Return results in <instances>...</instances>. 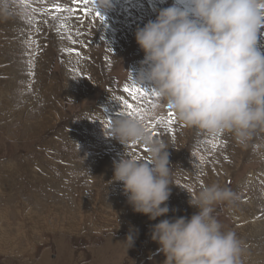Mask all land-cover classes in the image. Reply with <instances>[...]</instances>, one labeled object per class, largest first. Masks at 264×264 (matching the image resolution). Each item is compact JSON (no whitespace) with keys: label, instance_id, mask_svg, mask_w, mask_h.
<instances>
[{"label":"rangeland","instance_id":"obj_1","mask_svg":"<svg viewBox=\"0 0 264 264\" xmlns=\"http://www.w3.org/2000/svg\"><path fill=\"white\" fill-rule=\"evenodd\" d=\"M10 3L7 15L0 16V174L6 176L0 187L11 192L12 227L3 223L11 240L0 239V264H164L151 239L153 225L190 218L197 209L189 206L188 194L214 183L237 194L233 205L219 204L213 214L243 240V264H264V129L241 145L231 133L212 135L181 122L153 90L143 88L145 96L123 91L139 87L131 75L144 58L136 31L174 0H113L106 14L83 0ZM56 5L72 11H57ZM260 44L264 50V37ZM125 102L169 147V213L154 221L134 213L122 184L113 181V162L125 151L148 156L144 145H122L110 137L107 121L122 117ZM13 164L18 185L6 171ZM24 202L37 209L31 211L40 219L37 235L16 211ZM51 225L57 229L51 231Z\"/></svg>","mask_w":264,"mask_h":264},{"label":"clouds","instance_id":"obj_2","mask_svg":"<svg viewBox=\"0 0 264 264\" xmlns=\"http://www.w3.org/2000/svg\"><path fill=\"white\" fill-rule=\"evenodd\" d=\"M10 0H0V16ZM106 14L113 0H94ZM21 13L26 9L20 8ZM264 0H174L135 33L144 53L133 82L153 90L186 125L209 134L231 133L246 145L264 129ZM110 137L120 144H142L147 159L124 152L113 162V181L134 213L157 220L169 213L171 196L169 147L155 139L145 123L114 119ZM189 206V217L163 219L151 229L164 264H243L244 245L213 214L215 206H231L237 194L219 184L205 185ZM134 243L130 233L125 241Z\"/></svg>","mask_w":264,"mask_h":264},{"label":"bare ground","instance_id":"obj_3","mask_svg":"<svg viewBox=\"0 0 264 264\" xmlns=\"http://www.w3.org/2000/svg\"><path fill=\"white\" fill-rule=\"evenodd\" d=\"M88 50V49H87ZM88 68V67H87ZM87 75V74H86ZM91 78V77H90ZM87 79V78H86ZM91 80V79H90ZM85 84V83H84ZM87 84V83H86ZM89 85V84H88ZM87 86V85H86ZM5 104V103H4ZM7 109V108H6ZM9 109V108H8ZM8 109L6 110V111H8ZM10 110V109H9ZM5 112V111H4ZM6 115V114H5ZM259 130V129H258ZM73 143V142H72ZM69 151V150H68ZM75 156V155H74ZM56 166V165H55ZM47 173V172H46ZM6 177V176H5ZM48 177H50V176H48ZM42 178H44V176L43 177H41V179ZM5 179V178H4ZM3 182L4 183H6V180H3ZM16 182V181H15ZM14 182V180H12L11 179V184H14L15 183ZM45 182H48V181H45ZM34 184H35V182H33ZM40 183V182H39ZM15 184H17V183H15ZM25 184V183H24ZM43 184H44V182H43ZM52 184V183H51ZM54 184V183H53ZM62 184V183H61ZM18 185V184H17ZM37 185V184H36ZM35 185V186H36ZM46 185V184H45ZM45 185H44V187H45ZM49 185V184H48ZM28 187L30 186V185H27ZM6 190V189H5ZM4 189H0V197L2 196V198L4 197L5 199H7L6 201H2L3 199H1V201L2 202H4V209L2 210H0V221H2L1 220V217H3V214L5 213H7V211H8V205H10V203H7L9 200H10V195H11V192L9 191V190H6L5 191ZM33 190V189H32ZM69 190V189H68ZM13 194V193H12ZM40 194V193H39ZM24 197H25V195H24ZM53 197H50V198H48L47 200L48 201H50V199H52ZM14 199H16V196L14 197ZM13 199V200H14ZM63 200V199H62ZM11 201V200H10ZM47 201V202H48ZM67 202V201H66ZM252 201H250L248 204H250ZM55 203V202H54ZM38 205V204H37ZM67 205V204H66ZM12 207L11 208H15L16 206L15 205H11ZM24 209H19V208H16V211H19V210H21L22 212L21 213H23V217H24V219H25V221H26V223L32 228H35V233L34 234H36L37 235V230H38V228L40 229V219H39V216H37L36 215V213H31V211H32V207L30 208V210L28 209V207H27V205H26V203L24 202V207H23ZM45 209V208H44ZM4 211V212H3ZM52 213L51 214H53V211L52 210H50ZM20 212V211H19ZM32 212H37V209L35 208V211L33 210ZM45 212V211H44ZM43 212V213H44ZM47 212H45V214H46ZM48 213H50V212H48ZM47 213V214H48ZM244 215V214H243ZM242 215V216H243ZM10 216H12V214L10 215ZM15 217V216H14ZM13 216H12V219L13 220H16V218H14ZM50 217V216H49ZM67 217V216H66ZM240 218V217H239ZM23 219V218H22ZM256 219V218H255ZM255 219L254 218H252V220L251 221H255ZM43 220L45 221V218L43 217ZM50 220V219H49ZM257 220V219H256ZM257 221H259V219L257 220ZM244 222V221H243ZM3 223L5 224V228L6 229H11L10 227H12L11 226V223H8L7 221H6V219L2 222V224H1V227H0V233L2 234V242H8V240H11V236L8 234V232L6 231V230H4L3 231V228H2V226H3ZM18 224L20 223V222H17ZM17 223L15 224L16 226H17ZM23 223V222H22ZM35 223H37V224H35ZM240 223H242V222H240ZM14 224V223H13ZM255 225V224H254ZM242 226V225H241ZM50 227H52V228H50V230L52 229H57V227H53L52 225L50 226ZM243 227V226H242ZM259 227H261V226H259ZM238 228H239V226H238ZM252 228H254V227H252ZM255 228H256V226H255ZM20 229V228H19ZM241 229V228H240ZM260 229V228H259ZM42 230V229H41ZM51 230V231H52ZM59 230H60V226H59ZM236 230H238V229H236ZM244 230V229H243ZM261 230V229H260ZM13 231V230H12ZM57 231V230H56ZM38 232H41L40 230L38 231ZM19 233V232H18ZM21 233V232H20ZM238 233V232H237ZM241 233V232H240ZM251 233V232H250ZM263 233V232H262ZM40 234V233H39ZM244 234V233H243ZM249 234V233H248ZM248 234H246V235H248ZM18 235H20V234H18ZM36 235H33V237L34 236H36ZM40 236V235H39ZM42 236V235H41ZM40 236V238L42 239V237ZM18 237H20V236H18ZM21 237H22V234H21ZM259 237V236H258ZM17 240H18V238H17ZM243 241V240H242ZM248 241V240H247ZM18 243H20V242H18ZM28 243V242H27ZM249 246V245H248ZM5 247V246H4ZM28 251V250H27ZM35 251V250H34ZM252 251H254V250H252ZM14 253V252H13ZM258 253V252H257ZM260 254V253H259ZM258 254V255H259ZM1 255V254H0ZM17 255V254H16ZM253 255V254H252ZM261 255V254H260ZM259 255V256H260ZM2 256H4V255H2ZM252 257V256H251ZM254 257V256H253ZM261 257H264V256H261ZM11 258V257H10ZM17 258V257H16ZM256 258V257H255ZM13 260H15V259H13ZM17 260V259H16ZM253 260V259H252Z\"/></svg>","mask_w":264,"mask_h":264},{"label":"snow or ice","instance_id":"obj_4","mask_svg":"<svg viewBox=\"0 0 264 264\" xmlns=\"http://www.w3.org/2000/svg\"><path fill=\"white\" fill-rule=\"evenodd\" d=\"M73 2H79V0H73ZM83 2H84V3H89V2H93V3H94V0H83ZM55 8H56L57 11H69V12L72 11L70 8H69V9H63V8H61L59 5H56ZM97 15H98V18H99L100 20L103 21L104 17L101 16L99 13H97ZM123 91H124V92H128V93H130V94L140 95V96H145V95L148 94V93L145 91V89H143V88H141V87H136L135 85H133L132 88H127V87H126V88L123 89ZM151 95H153V96H157L156 93H155L154 91L151 93ZM124 107H125V109H126L127 111H126V112H120V113H118L119 116L128 115V116H130V117H134V118H137V116H139V118H140L141 120L143 119V116H141V115L139 114V112L133 107V105L128 104L127 102H125ZM153 107H155V105H153ZM172 116H174V113L169 112V117H172ZM157 123H159V121H158ZM173 123H174V120H172V119H169V120H168V124H169V125H171V124H173ZM107 124H108V126L110 127V126H111V120L107 121ZM157 134H158V133H156L155 131L152 132V135H153V136H155V135H157ZM214 146H215V145H214ZM144 151H147V149L145 148Z\"/></svg>","mask_w":264,"mask_h":264},{"label":"crops","instance_id":"obj_5","mask_svg":"<svg viewBox=\"0 0 264 264\" xmlns=\"http://www.w3.org/2000/svg\"><path fill=\"white\" fill-rule=\"evenodd\" d=\"M13 166H14L15 169H13ZM16 166H17L16 164H15V165L13 164L12 166H8V168H6L7 170L5 169L6 171H10V172H11V174H12V180H15V177L13 176V174H16V171H17V169H18ZM34 168H35V165H34ZM36 169H37V168H36ZM38 169H39V168H38ZM39 170H40V169H39ZM13 171H14V173H13ZM18 171H19V169H18ZM40 171H41V170H40ZM35 175H36V173H35ZM3 176H5V174L2 172V174H0V182L3 181V179H1ZM13 178H14V179H13ZM3 187H4V186H1L0 188H1V189H4ZM0 202H2V201H0ZM0 207H1V209L3 210V209H4V204H3L2 206H0ZM3 212H4V211H3ZM11 218H12V217H11ZM5 219H6V221H7L8 223H11V222H10L9 215H8L7 213H6V214L4 213V214H3V217H1V220H2V221H4ZM12 223H13V221H12ZM0 239H2V234H1V233H0Z\"/></svg>","mask_w":264,"mask_h":264}]
</instances>
